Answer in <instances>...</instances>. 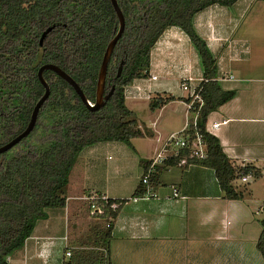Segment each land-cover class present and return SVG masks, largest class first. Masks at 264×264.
I'll list each match as a JSON object with an SVG mask.
<instances>
[{
    "label": "crops",
    "instance_id": "crops-1",
    "mask_svg": "<svg viewBox=\"0 0 264 264\" xmlns=\"http://www.w3.org/2000/svg\"><path fill=\"white\" fill-rule=\"evenodd\" d=\"M193 26L215 59L216 78L234 77L217 82L236 95L208 115L206 131L219 140L234 166L257 171L247 182L240 181L244 190L234 186L242 198L225 199L214 171L198 163L159 167L158 185L153 187L157 198L132 197L145 170L139 161L148 165L163 140L190 119V95L181 90L182 81L191 78L194 88L203 79L199 55L189 38L179 28L168 27L150 50L146 78L134 80L124 90L125 105L144 135L131 140L132 148L100 142L84 149L70 173L64 207L46 209L47 218L37 221L7 264H63L68 261L66 248H95L107 223L91 212L87 198L96 195L125 201L111 221L110 264H264L263 257L248 253L245 245L240 259L229 255V242L237 243L234 235L244 232L256 248L264 226L254 221L257 195L246 187L253 180H264V0L210 6L195 14ZM167 97L174 100L149 109L151 99ZM172 187L179 198H171Z\"/></svg>",
    "mask_w": 264,
    "mask_h": 264
},
{
    "label": "trees",
    "instance_id": "trees-1",
    "mask_svg": "<svg viewBox=\"0 0 264 264\" xmlns=\"http://www.w3.org/2000/svg\"><path fill=\"white\" fill-rule=\"evenodd\" d=\"M237 1L117 0L125 27L111 54L105 82V93L112 86L114 92L97 111L83 105L73 88L55 73H43L50 95L39 110L33 131L0 154V264H7L8 256L24 246L37 221L47 218L46 209L64 207L70 173L84 149L100 142H120L132 148L131 140L144 135L137 129L135 114L125 105L124 90L134 80L146 78L150 50L168 27L186 34L203 69L202 105L195 104L188 131L191 137L198 131L206 145L208 158L197 163L214 171L225 199L242 198L233 181L247 174L254 177L257 171L250 166H234L219 140L206 131L208 115L232 100L236 92L223 90L215 81V59L193 26L195 14L213 5L231 7ZM53 24L59 26L41 40ZM117 29L110 0H0V146L26 128L34 105L44 93L37 76L42 65L59 67L94 103L102 57ZM121 62V74L116 77ZM173 100L153 98L149 109L154 111ZM139 163L147 169L145 161ZM161 170L156 168L151 186L158 185ZM143 192L140 183L132 197ZM111 202L97 201L104 208L103 219ZM111 229L112 222L102 230L95 248L72 250L66 264L104 263L97 249L108 251ZM256 249L264 258V226ZM106 264H110L109 258Z\"/></svg>",
    "mask_w": 264,
    "mask_h": 264
},
{
    "label": "built area",
    "instance_id": "built-area-1",
    "mask_svg": "<svg viewBox=\"0 0 264 264\" xmlns=\"http://www.w3.org/2000/svg\"><path fill=\"white\" fill-rule=\"evenodd\" d=\"M153 80L156 79V77H151ZM233 76L229 75H223L221 77H218L215 79L216 82H225L229 80H233ZM203 81V79L200 80V83ZM190 82H192V79H186L183 80L181 83V89L185 92H188L190 95V100L187 103V111L190 114L194 113L196 107L195 104H198V107L202 105V99L200 96V83L194 88H191ZM205 82H207L205 80ZM91 105L93 103H90ZM197 107V108H198ZM196 122V113L193 115V125H195ZM219 124H214L213 127H218ZM190 128L189 120L185 123V126L182 130L176 133H172L169 136H167L160 148L157 150L155 155L150 159L147 169L144 170L143 175L140 179L141 185L144 186V192L139 197H134V201L142 199V200H150V199H156L157 194L154 191L153 186L150 184V179L152 175L155 173L156 168L158 167H169L172 165L171 163H176L179 167H187L189 165L195 164L197 162L204 161L208 158L207 151H206V145L204 144L201 135L198 133V131L195 133L193 137L188 133ZM251 174L242 175L240 177V181L242 183H245L248 181V179L251 178ZM171 198H179V192L176 188H171ZM90 201V209L91 212L94 215H103L104 214V208L99 206L97 204L98 200H102L105 202V204H108L109 199L105 197H98L92 196L87 198ZM124 200H116L112 199V202L109 204V214L106 217L107 223L105 225L106 228L109 227V223L115 218V211L119 209L123 204ZM103 254L104 263H107L108 259V251L106 249H97ZM71 248H66L64 256L66 259H69L71 256ZM66 264V263H63Z\"/></svg>",
    "mask_w": 264,
    "mask_h": 264
},
{
    "label": "water",
    "instance_id": "water-1",
    "mask_svg": "<svg viewBox=\"0 0 264 264\" xmlns=\"http://www.w3.org/2000/svg\"><path fill=\"white\" fill-rule=\"evenodd\" d=\"M110 2L112 4V7H113L114 12H115L117 19H118V29H117V32H116L115 36L113 37V39L106 46V49H105L103 57H102V61H101L100 68H99L98 75H97V79H96L94 103L92 105L90 104V102L86 99L85 95L83 94L80 87L76 84V82L67 73L62 71L59 67L52 65V64L42 65L38 69L37 76H38L39 82L41 83V85L44 88V93L41 96V98L34 105L32 112H31V115H30V120H29L26 128L19 135H17L15 138H13L11 141L0 146V154H3L5 152L9 151L11 148H13L16 144H18L20 141H22L24 138H26L33 131V129L36 125V122H37L39 110L41 109V107L43 106V104L45 103V101L48 99V97L50 95V87L43 78V73L45 71H51V72L55 73L58 77H60L64 81H66L73 88L75 93L78 95V97L80 98L83 105H85L91 111L99 110L110 99V97L112 96V94L114 92V86L111 87V89L108 91V93H105L107 66H108L111 54L114 50V47H115L117 41L122 36V33L124 31V27H125L124 16H123V14H122V12H121L118 4H117V0H110ZM56 26H59V24H53V25L49 26L43 32L41 40H43V38L49 32H51L52 29L55 28ZM122 66H123V62H121L118 66L116 77L120 76Z\"/></svg>",
    "mask_w": 264,
    "mask_h": 264
},
{
    "label": "rangeland",
    "instance_id": "rangeland-1",
    "mask_svg": "<svg viewBox=\"0 0 264 264\" xmlns=\"http://www.w3.org/2000/svg\"><path fill=\"white\" fill-rule=\"evenodd\" d=\"M234 186H236L237 189H242V190H244L243 188L245 187V185L240 183V180H237L234 183ZM246 187L249 190L254 188L255 194L257 195L258 200H257V198L255 200H256V202H258L259 205H258V208L256 210L255 209L253 210V213L255 211H257L258 214L254 215L253 218H254V221L256 223H258V225L261 228V223H264V180L263 179H259L258 181L257 180L254 181L253 180L248 185H246ZM260 205L263 208L261 210V212L259 210ZM233 239H234L233 242H237V243L233 245V244H230V242H229V255L232 256L231 259H240V257L243 255L242 251L244 250V248L247 249L248 253L250 251H252V253H255L256 255H258V257H260V259H262V256H260L258 250L255 248L254 243L253 242H249L246 239V235H244V232L243 233L242 232L237 233L236 235H234ZM244 245H245V247H244ZM221 254H222L221 252L218 253L219 256H221ZM217 258L220 259V260L222 259V257H217ZM252 264H254V263L252 262Z\"/></svg>",
    "mask_w": 264,
    "mask_h": 264
}]
</instances>
